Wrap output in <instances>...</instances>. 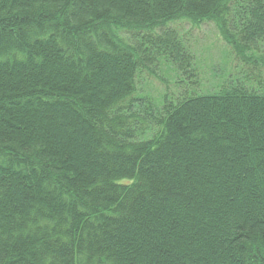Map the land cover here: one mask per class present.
<instances>
[{
	"label": "trees",
	"instance_id": "1",
	"mask_svg": "<svg viewBox=\"0 0 264 264\" xmlns=\"http://www.w3.org/2000/svg\"><path fill=\"white\" fill-rule=\"evenodd\" d=\"M0 264H264V0H0Z\"/></svg>",
	"mask_w": 264,
	"mask_h": 264
},
{
	"label": "rangeland",
	"instance_id": "2",
	"mask_svg": "<svg viewBox=\"0 0 264 264\" xmlns=\"http://www.w3.org/2000/svg\"><path fill=\"white\" fill-rule=\"evenodd\" d=\"M174 27L184 36L192 53L195 54L196 64L199 65L198 74H200L198 87L201 85L202 89L209 92L227 74L226 72H231L232 68L237 74L234 56L222 40L214 23L191 26L188 21H177ZM170 75L160 72L156 78L145 77L141 82V88L157 100L164 92L177 93L178 89L174 86L176 78L172 73Z\"/></svg>",
	"mask_w": 264,
	"mask_h": 264
}]
</instances>
